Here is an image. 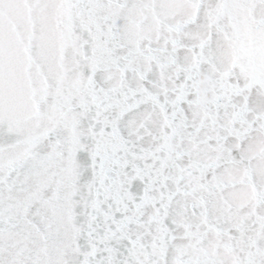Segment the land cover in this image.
<instances>
[{
  "label": "snow or ice",
  "instance_id": "1",
  "mask_svg": "<svg viewBox=\"0 0 264 264\" xmlns=\"http://www.w3.org/2000/svg\"><path fill=\"white\" fill-rule=\"evenodd\" d=\"M0 264H264V0H0Z\"/></svg>",
  "mask_w": 264,
  "mask_h": 264
}]
</instances>
